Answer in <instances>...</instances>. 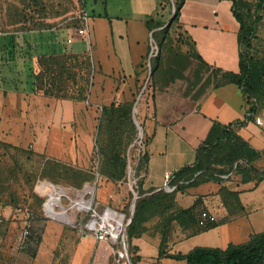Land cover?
I'll use <instances>...</instances> for the list:
<instances>
[{
    "label": "rangeland",
    "instance_id": "374dc122",
    "mask_svg": "<svg viewBox=\"0 0 264 264\" xmlns=\"http://www.w3.org/2000/svg\"><path fill=\"white\" fill-rule=\"evenodd\" d=\"M236 1L237 11L248 22L264 26V0ZM92 3L0 0V42L7 34L48 28H69L86 35L82 10L86 5L92 15ZM103 3L101 0V10H105ZM193 3L191 0L189 5ZM174 11L175 6L169 4L164 14L166 23L151 34L149 55L144 62L146 74L140 85H129L119 95L115 90L107 92L101 87V77L96 75L95 63L86 82L85 56L75 53L77 56L56 61L55 69L63 67L65 71L61 86L67 94L78 96L85 87V98L55 96L53 91L58 89L59 81L51 84L47 77L43 90L31 99L35 107H30L27 114L34 112L35 118L29 116L25 123L26 129L31 127L39 134L38 138L26 146L0 139V264H75L82 245H90L85 264H131L128 229L137 202L147 196H153L154 201L142 212L132 231L147 227L151 221L174 230L195 221L192 211L177 206L175 190L159 189L147 194L143 188L149 144L144 123L155 112L157 96L169 93L197 100L214 84L227 79L221 70L186 53L187 38L174 22V14L171 18L170 12ZM64 100L81 102L75 106V118L67 119L70 111L61 104ZM128 103H132L131 109L127 108ZM137 106L140 109L136 113ZM49 133L53 136L51 141L47 138ZM246 142L225 135L213 145H205L196 167L213 169L228 188L264 177V153L252 154ZM203 180L206 177L199 182ZM85 191V199L91 198L92 206L99 211L111 207L115 213L126 214L119 242L92 240L88 224L93 210L79 208L77 203ZM64 208L74 222L63 216ZM29 217L32 232L25 238L23 231ZM187 233L189 230L181 234Z\"/></svg>",
    "mask_w": 264,
    "mask_h": 264
},
{
    "label": "crops",
    "instance_id": "0c3cea01",
    "mask_svg": "<svg viewBox=\"0 0 264 264\" xmlns=\"http://www.w3.org/2000/svg\"><path fill=\"white\" fill-rule=\"evenodd\" d=\"M190 1L186 0L178 21L187 38L185 51L194 50L208 64L225 72L240 73L241 25L234 15L233 1L194 0L189 5ZM92 2L86 35L69 28H48L1 39L0 59L14 56L26 62L29 82L19 90L7 88L0 74V139L26 146L39 136L31 127L26 129L25 123L29 116L35 118L34 112L27 114L30 107H35L31 99L38 94L32 89L30 67L37 69L41 55L89 52L96 75L101 77V87L107 92L115 90L119 95L127 86L142 83L152 34L147 20L164 12L160 0H103L105 10H101V0ZM261 26L258 23L249 48L254 63L255 94L249 97L237 83L224 81L197 100L169 93L157 96L155 112L144 123L149 144L143 188L147 192L162 189L165 173L172 172L173 183L181 185L177 206L191 210L195 221L178 230L164 228L158 221L148 222L146 230L132 238L135 261L130 259L131 264H188L176 255L187 254L196 247L226 249L232 244H245L264 232V177L228 188L216 180H185L180 172L196 162L198 148L216 123L233 125V130L253 149L264 153V26ZM80 103L61 101L70 111L67 119L75 118L74 109ZM139 109L137 106L135 112ZM57 115L55 111V124ZM47 138L53 139L51 133ZM3 210L8 212L7 208ZM204 210L215 214L217 220L200 225ZM184 230L189 233L182 235ZM174 235L176 239H172ZM92 240L101 243L94 233ZM79 251L75 264H85L90 245H82Z\"/></svg>",
    "mask_w": 264,
    "mask_h": 264
},
{
    "label": "trees",
    "instance_id": "16d2710c",
    "mask_svg": "<svg viewBox=\"0 0 264 264\" xmlns=\"http://www.w3.org/2000/svg\"><path fill=\"white\" fill-rule=\"evenodd\" d=\"M233 1V12L237 20L239 21L241 27L239 31V45H240V73H233V72H225L220 68L222 76L227 77V82H235L239 85V87L242 88L243 92L245 94H249V97L255 94L254 92V84H253V73H254V63L253 58L249 54V48L252 45V40L256 35L257 31V25L258 23H250L242 14H240L236 9V0ZM186 0H160L161 8L164 9V12L157 13V16H153L150 19L147 20V25L149 29L151 30L152 34L155 30L159 29L164 25V14L165 10L167 9L168 5H174L175 11L170 12L171 18L174 14L175 21L178 24L179 17L181 15L182 8L185 4ZM85 4V3H84ZM86 8V5H85ZM170 18V19H171ZM179 26V25H178ZM28 32V31H26ZM24 33L22 32H15L13 34H7L4 35V39H8V37H12L18 34ZM7 41V40H6ZM5 41V42H6ZM6 45L7 42H6ZM85 56V68H86V82L88 77L92 74L93 66V58L89 52H82ZM187 54H194L197 56V58L206 66H211L208 64L198 53H195L194 50H188L186 51ZM149 55V53H148ZM147 55V56H148ZM77 56L75 53H63V54H52V55H41L38 58L37 61V69H34L33 66L30 67L31 70V84L33 85L34 92H41L43 90V81L49 77L51 80V84H55L56 81H59L58 89L53 91L55 93V96L60 98H67V99H77V100H83L86 96L87 88H82V93H79L78 96L72 94H67V91L63 86L62 78L65 73L63 67L61 69H58L56 67V61H59L64 58L74 57ZM11 59H0V74H1V80L2 83H4V87L11 88V89H17L19 90L21 88V85L27 84L29 82L27 78V71L25 69V63L20 62V59L18 57L11 56ZM27 60V58L25 59ZM24 60V61H25ZM95 65V64H94ZM66 68V66H64ZM214 70H216V67H213ZM153 70V69H152ZM55 72L57 75H55ZM223 81V82H224ZM218 84H214L213 86H217ZM53 89H50L48 91H52ZM63 92V94H62ZM207 92V91H206ZM204 92V93H206ZM203 93V94H204ZM202 94V95H203ZM127 108H132V103H128ZM130 111V110H129ZM115 114V112H114ZM225 135H232V137H239L242 138L236 131L233 130V125H221L219 123H216L209 133V136L207 139L203 142V145H200L197 151V160L196 162L191 165L185 167L183 170H181V175L185 178V180H193L192 182H198L200 178L206 177V180L203 181H209V180H216L220 181L221 179L218 176H215V171L213 169H202L200 166L197 168L196 165H200V161L202 160V150L204 149L205 145H208L209 143L213 145L212 143L215 140H221L223 136ZM243 139V138H242ZM248 151L252 154H260L259 151H256L253 149L248 142H246ZM147 163V160H146ZM197 165V166H198ZM198 173L199 175L196 176ZM180 174V173H179ZM263 177H259L258 180L262 179ZM254 180V179H253ZM191 182V183H192ZM175 184L178 185L176 192L181 189L180 183L178 184L175 182ZM150 192H147L149 194ZM154 201V197H146L141 198L137 202L136 205V211L135 215L133 217V221L131 222L129 226L128 231V242L129 247L132 249V238L135 235L142 234L146 227L144 226L138 231H132V228H134L139 221L140 215L144 210H146ZM186 210V209H185ZM191 211V210H190ZM102 242V241H101ZM131 249L129 250L130 259L131 262L134 263L135 257L132 254ZM131 251V252H130ZM179 259H186L188 264H264V232L256 234L253 236V238L241 245H235L232 244L226 249L221 248H213V247H196L193 250H191L187 254H179L176 255Z\"/></svg>",
    "mask_w": 264,
    "mask_h": 264
},
{
    "label": "built area",
    "instance_id": "2783aa9c",
    "mask_svg": "<svg viewBox=\"0 0 264 264\" xmlns=\"http://www.w3.org/2000/svg\"><path fill=\"white\" fill-rule=\"evenodd\" d=\"M82 18L86 25V32L88 31L89 26V12L86 8L82 10ZM152 55V54H151ZM261 121L258 119V123ZM172 172H166L164 175V181L162 184V189L166 190H176L178 185L173 183L172 181ZM93 210L92 213V219L89 222L88 229L92 231L98 241H112V242H119L120 235L123 232L124 226H125V218L126 214L122 213L124 215L123 222L120 225V229L118 230L116 225L117 222L115 219L108 217L107 212H114V210L111 207H107L104 211H99L97 207L91 208ZM216 215L213 214L209 210H204L201 213V219L200 224L202 226H206L208 222H214L216 221ZM2 221V218L0 219ZM27 223L24 227L23 235L25 238L29 237L32 232V218L29 217V219L26 220ZM122 256H124V253H121Z\"/></svg>",
    "mask_w": 264,
    "mask_h": 264
},
{
    "label": "bare ground",
    "instance_id": "6f19581e",
    "mask_svg": "<svg viewBox=\"0 0 264 264\" xmlns=\"http://www.w3.org/2000/svg\"><path fill=\"white\" fill-rule=\"evenodd\" d=\"M53 192H55L56 194H58L55 190H53ZM85 193H86V191L84 193L80 194V198L77 200V203L80 204V207L79 208H84L86 210H89V209L92 208V199L91 198L90 199H85V197H84L85 196ZM62 214H63V216L66 219H68L71 222H74V220L67 215V210L65 208L62 209ZM107 216L108 217H111V218H113V219L116 220V222H117L116 227L119 230L120 229V225L123 222L124 215L122 213H115V212H111L110 213V212H107Z\"/></svg>",
    "mask_w": 264,
    "mask_h": 264
},
{
    "label": "water",
    "instance_id": "95a60500",
    "mask_svg": "<svg viewBox=\"0 0 264 264\" xmlns=\"http://www.w3.org/2000/svg\"><path fill=\"white\" fill-rule=\"evenodd\" d=\"M173 18H174V16H173ZM172 22V21H171ZM59 218V217H58ZM59 219H62V218H59Z\"/></svg>",
    "mask_w": 264,
    "mask_h": 264
}]
</instances>
